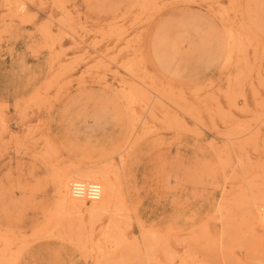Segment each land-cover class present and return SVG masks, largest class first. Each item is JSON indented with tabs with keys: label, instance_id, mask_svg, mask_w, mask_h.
I'll return each mask as SVG.
<instances>
[{
	"label": "rangeland",
	"instance_id": "374dc122",
	"mask_svg": "<svg viewBox=\"0 0 264 264\" xmlns=\"http://www.w3.org/2000/svg\"><path fill=\"white\" fill-rule=\"evenodd\" d=\"M263 209L264 0H0V264H264Z\"/></svg>",
	"mask_w": 264,
	"mask_h": 264
},
{
	"label": "built area",
	"instance_id": "2783aa9c",
	"mask_svg": "<svg viewBox=\"0 0 264 264\" xmlns=\"http://www.w3.org/2000/svg\"><path fill=\"white\" fill-rule=\"evenodd\" d=\"M72 191L76 196H80V197L86 196L87 198L90 199H97L100 195V188L97 184H90L84 182L73 184ZM263 215H264V209H263Z\"/></svg>",
	"mask_w": 264,
	"mask_h": 264
},
{
	"label": "bare ground",
	"instance_id": "6f19581e",
	"mask_svg": "<svg viewBox=\"0 0 264 264\" xmlns=\"http://www.w3.org/2000/svg\"><path fill=\"white\" fill-rule=\"evenodd\" d=\"M90 178H92V179H95L94 177H91V176H89ZM68 178H70V177H68ZM67 178V180H66V178H64L63 176H62V178H61V180H60V183L61 184H63V185H66V186H68L67 185V181H69V179ZM91 179V180H92ZM101 186H102V189H101V191H102V194H103V196H102V201H101V203H99L100 205L99 206H101V208L102 207H104L105 206V204L107 203V201H109V199H110V197H111V193H112V186H111V183H109V181L105 178V177H102L101 178ZM90 183V182H89ZM115 191V190H114ZM60 193V192H59ZM67 193V192H66ZM62 195V194H61ZM70 196V195H69ZM65 197H66V200L68 199V201H71V199H70V197H68V195H65ZM99 198V197H98ZM93 204H96L95 202H93ZM95 206V205H94ZM253 206V205H252ZM257 207V206H256ZM100 208V209H101ZM256 209V212H257V208H255ZM258 214V213H257ZM169 258V257H168ZM183 260V259H182ZM181 261V260H180ZM147 263V262H146Z\"/></svg>",
	"mask_w": 264,
	"mask_h": 264
}]
</instances>
